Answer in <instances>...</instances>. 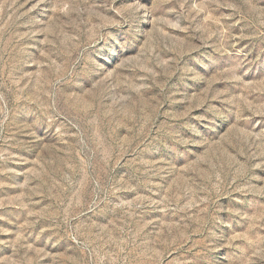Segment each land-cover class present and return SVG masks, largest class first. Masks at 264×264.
Instances as JSON below:
<instances>
[{"label":"rangeland","instance_id":"374dc122","mask_svg":"<svg viewBox=\"0 0 264 264\" xmlns=\"http://www.w3.org/2000/svg\"><path fill=\"white\" fill-rule=\"evenodd\" d=\"M0 264H264V0H0Z\"/></svg>","mask_w":264,"mask_h":264}]
</instances>
